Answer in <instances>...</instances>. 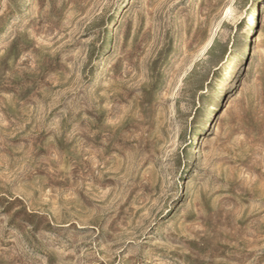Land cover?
Here are the masks:
<instances>
[{"label": "rangeland", "instance_id": "obj_1", "mask_svg": "<svg viewBox=\"0 0 264 264\" xmlns=\"http://www.w3.org/2000/svg\"><path fill=\"white\" fill-rule=\"evenodd\" d=\"M0 264H264V0H0Z\"/></svg>", "mask_w": 264, "mask_h": 264}]
</instances>
